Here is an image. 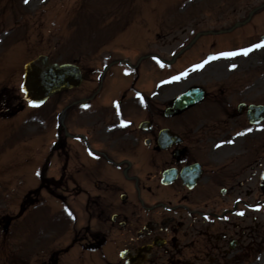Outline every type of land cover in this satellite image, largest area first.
Masks as SVG:
<instances>
[{"label": "rangeland", "instance_id": "rangeland-1", "mask_svg": "<svg viewBox=\"0 0 264 264\" xmlns=\"http://www.w3.org/2000/svg\"><path fill=\"white\" fill-rule=\"evenodd\" d=\"M71 1L76 3V0H62L63 8H68ZM231 1L233 0H101V2H94L92 5L93 0H88L87 3L92 7L84 21L83 29H77V34L92 37L99 33L98 25L102 30V14L98 15V7L108 2L111 5L129 2L132 5L157 8L156 11L141 12L142 20L146 19L148 22L150 19L147 17L158 16L165 19L167 9L179 6L183 2H189L191 7L184 11H177L175 8V14L172 15L174 16L172 25H168V20H165L166 28L164 31L173 33L172 40L169 39V41H173L180 38L185 28L190 30L189 28L193 25H197L199 29L202 27L216 29L222 22L228 21L230 23V20L233 19L230 17L229 9ZM234 1L240 7L239 10H246L249 6L248 2L261 0ZM3 2L5 0H0V89L7 86L9 92L20 93L22 63L26 59L42 51L48 53L53 60L70 58L72 57L70 52L78 44L81 46L83 44L73 40L71 35L58 31L57 13L60 0H33L27 3L25 0L6 1L7 6L5 8ZM197 5L200 7L196 8ZM250 5L252 4L250 3ZM250 26L254 27L256 33H264V17L253 18ZM197 30L195 28V31ZM12 31L16 33L11 34L10 38H5ZM110 31L113 32V30ZM102 35L103 33L99 34V36ZM168 36L170 35L165 33L159 42L164 41L165 43ZM10 41H12L11 44H9ZM228 43L229 38L224 37L215 40L210 35V37L201 38L190 53L196 54V51H204ZM98 47L102 48L103 45L100 44ZM129 47L127 48L129 51L126 53H131ZM211 50L214 51L215 49ZM93 58L98 59V56H93ZM97 62L99 63V59ZM123 79L120 77L121 82ZM58 100L65 99H58V94H56L41 107L27 108L23 112L27 115L22 119L17 116L10 119H0V225L9 223L6 233L0 227V264H3L2 261L6 256H8L6 261L10 264L20 261L19 255L24 257L36 253L35 256L44 257V254H47L48 258L53 247L65 245L69 240V231H63L60 240L58 238L57 242H49V240L58 237V229L71 228L90 222L91 215L82 211L85 210L84 208L88 203L93 208L96 207L97 211H105L108 214L119 206L117 204V190L111 184L109 186L107 184L110 179L108 171L114 170L115 167L103 157V154L104 152L109 155L111 153L115 159L127 155L122 150L120 153L112 151L109 142L101 138V133L96 131L91 134V126L87 125L86 122L77 121L75 114L69 111L66 117V128L70 132L87 133L90 148L84 149L86 147L84 145L80 152L81 157L77 159L73 147L69 145V158L67 163H64L66 167L64 169L62 166L63 157L57 153V158L56 155L52 154V142L53 137H55L53 133L56 131L58 121ZM106 122L112 124V118L107 117ZM111 133L114 136V132L111 131ZM73 141L74 138L70 141L71 145H73ZM131 159L133 164L128 169L130 176L141 170V167L135 163V158ZM45 163L48 164L47 172L49 175L59 178L61 173L63 174L64 186L59 190L55 189V186L51 187L50 192L52 194L46 189L41 190L40 200L42 203L31 207L21 219L19 229L27 231L31 237L32 234L36 236L39 231H45L46 234V244L27 253L24 247L33 244H28L27 240L23 242L24 236H20L18 231L14 230L16 220L12 214L18 211L22 202V194L20 193L24 192L21 191L38 184L41 169ZM80 163L82 166V163L88 165L85 164L86 167H80ZM126 187L131 192L132 185L127 184ZM54 195L62 198V200L55 199ZM63 200L66 201L63 202ZM27 207L28 205L25 208ZM75 216L77 217L76 220ZM94 222L96 221H92V223ZM261 249L259 248L258 251ZM38 251L39 253H37ZM71 257L72 259L76 258L74 249L61 257V264H66L65 262ZM47 264H53V260Z\"/></svg>", "mask_w": 264, "mask_h": 264}, {"label": "flooded vegetation", "instance_id": "flooded-vegetation-1", "mask_svg": "<svg viewBox=\"0 0 264 264\" xmlns=\"http://www.w3.org/2000/svg\"><path fill=\"white\" fill-rule=\"evenodd\" d=\"M216 73L223 77L226 69L219 65ZM207 98L218 99L221 111L212 121L202 118L191 125L176 120L186 112L163 117L158 102L167 105L171 99H148L150 127L133 134L135 143L130 146L141 164L151 163L153 168L137 179V206L124 214L129 231L120 237L130 255L121 263L231 264L253 251L255 216L238 205L240 200L248 204L256 193L264 195V128L259 132L247 121L245 106L239 110L229 103L236 97ZM162 127L177 132L182 142L160 149ZM165 168L175 174L167 185L158 183ZM149 182L155 183L154 189ZM145 192L152 197L145 200ZM208 200H221L225 207L208 206ZM110 229V224L87 228L83 238L88 239V248L107 246ZM128 236L133 239L129 243Z\"/></svg>", "mask_w": 264, "mask_h": 264}, {"label": "water", "instance_id": "water-1", "mask_svg": "<svg viewBox=\"0 0 264 264\" xmlns=\"http://www.w3.org/2000/svg\"><path fill=\"white\" fill-rule=\"evenodd\" d=\"M76 76L74 68L49 65L45 57L39 56L26 66L24 89L28 97L39 100L58 87L73 83Z\"/></svg>", "mask_w": 264, "mask_h": 264}, {"label": "snow or ice", "instance_id": "snow-or-ice-1", "mask_svg": "<svg viewBox=\"0 0 264 264\" xmlns=\"http://www.w3.org/2000/svg\"><path fill=\"white\" fill-rule=\"evenodd\" d=\"M27 2H28V0H25V3H27ZM256 47L257 48L264 47V43L258 44V45H256ZM250 51H252V49H245L241 53L228 52V53H223L221 55L226 57V58L234 57L236 55H241V54L247 56ZM217 58H219V57H210L209 59H217ZM207 62L208 61H205V63H207ZM200 67H203V65H198L197 66V68H200ZM232 67L234 68L235 65H233ZM174 79H176V78H174ZM22 90H23V86H22ZM30 105H31V102H30ZM31 106H35V105H31ZM240 215H243V213H240Z\"/></svg>", "mask_w": 264, "mask_h": 264}]
</instances>
